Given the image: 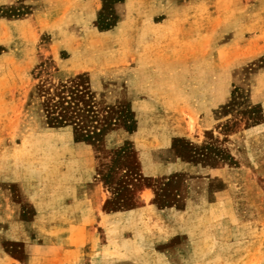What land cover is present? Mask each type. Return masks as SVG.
<instances>
[{"label":"rangeland","instance_id":"rangeland-1","mask_svg":"<svg viewBox=\"0 0 264 264\" xmlns=\"http://www.w3.org/2000/svg\"><path fill=\"white\" fill-rule=\"evenodd\" d=\"M0 264H264V0H0Z\"/></svg>","mask_w":264,"mask_h":264},{"label":"trees","instance_id":"trees-1","mask_svg":"<svg viewBox=\"0 0 264 264\" xmlns=\"http://www.w3.org/2000/svg\"><path fill=\"white\" fill-rule=\"evenodd\" d=\"M87 137H89V136L87 135Z\"/></svg>","mask_w":264,"mask_h":264},{"label":"crops","instance_id":"crops-1","mask_svg":"<svg viewBox=\"0 0 264 264\" xmlns=\"http://www.w3.org/2000/svg\"><path fill=\"white\" fill-rule=\"evenodd\" d=\"M90 209V208H89Z\"/></svg>","mask_w":264,"mask_h":264}]
</instances>
